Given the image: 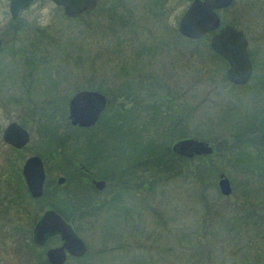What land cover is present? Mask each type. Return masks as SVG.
I'll return each mask as SVG.
<instances>
[{
  "label": "rangeland",
  "instance_id": "374dc122",
  "mask_svg": "<svg viewBox=\"0 0 264 264\" xmlns=\"http://www.w3.org/2000/svg\"><path fill=\"white\" fill-rule=\"evenodd\" d=\"M190 1L164 0L161 6L155 0H125L122 6L131 11L132 18L116 34L105 33L110 31L105 17L102 21L89 15L59 20V25L33 28L23 35V52L35 53L39 63L32 73L20 72L26 67L20 59L25 55L20 53L17 74H11L17 91L29 92L32 100L28 102L35 105L34 121L28 124L31 140L19 155V168L26 156L47 154L56 147V136L48 135L46 127L36 121L38 106L49 96L58 106L57 113L65 114L59 136L69 135L61 153L46 160L49 184L59 175H73L56 185L63 199L91 197L90 185L75 175L72 162L92 153L91 140L102 138L99 142L111 150L113 123L88 131L72 130L67 121L68 100L89 85L102 93L114 91L122 83L129 84L133 74L145 82L155 77L160 85L154 87L157 95L173 98L183 126L177 136L203 139L214 147L235 144L234 134L244 129L252 107L264 103V50L253 48L258 64L251 82L243 88L234 86L225 76L227 65L209 48L210 36L190 40L179 34V17ZM49 7L53 8L49 5L42 11L44 23L50 21V14L55 15ZM219 15L222 24L236 25L252 40L264 36V0H233ZM120 101L127 107L132 104L124 97ZM256 141L253 137L250 147H243L242 141L235 144L245 152L230 157L221 151L214 160L194 158L162 172L137 169L122 177L117 168L114 173L115 168L109 169L106 155L99 154L95 171L108 176L116 173V178L89 200L90 207L100 210L78 215L80 204L88 201L84 198L76 208L68 207L70 222L87 243L88 252L67 264H264V147L259 150ZM209 164L217 172L204 178L198 170ZM220 173L229 178V195L219 191ZM50 190L44 201L30 206L19 201L18 222L29 217V223L41 214L51 200Z\"/></svg>",
  "mask_w": 264,
  "mask_h": 264
},
{
  "label": "flooded vegetation",
  "instance_id": "af4514ba",
  "mask_svg": "<svg viewBox=\"0 0 264 264\" xmlns=\"http://www.w3.org/2000/svg\"><path fill=\"white\" fill-rule=\"evenodd\" d=\"M118 1H120V3H118ZM124 1L125 0H96V5L93 9H91L90 11L84 14H80L77 16H67L65 14L64 6L55 3L53 0H1L0 1V264H52L47 259L46 251L49 248H55L63 244L60 235L57 233L46 235L45 240L41 244L35 241L34 228L40 221L43 212L50 207H46L41 212V214L39 215L37 214L38 218L35 222L33 218V220L28 223L27 220L29 219V217H26L28 218L27 220L26 219L22 220L21 216H20L21 220H19L18 222L19 219L18 202L22 200V204L23 202H25L26 203L25 206L27 207L34 203L32 202L31 199L37 200L44 195L47 183L49 182L48 174L46 172V160H50L51 157H57L55 156V154L58 155L59 153H61V152L49 153V151H47L46 152L47 154L44 153L40 155L36 154L39 155L42 159L45 170V180H44V188H43L44 191L42 196L39 198H33L29 194L26 188L22 176V166L26 158L34 154L26 156L20 168H19V162L21 156L19 155L31 140L30 131L32 130L28 126V124L34 121L33 119L35 117L34 115L35 105H33V103L29 104L28 102L29 100H32V96H30L29 92L25 91V89H22L20 92L17 91L16 84H13V76H11V74H13L12 71H14V73L17 74V70H18L17 65L19 64L18 62H19L20 53H24L25 56L20 59L24 60V63L26 65V67L21 68L20 72H24L25 74L27 72L32 73L36 64L39 63V62L38 63L35 62V59L38 58L37 55H35V53L34 55L32 53V56H30V55H26L25 52H23L26 46L24 43L23 35L28 34L30 30L33 28L34 29L41 27L45 28V27L59 25L57 24L59 20L60 21L80 20L82 16H89V15H91V18L100 17L103 19V17H108L109 15L106 10L107 7H109L114 2H117L119 5L122 6V3ZM49 5L50 6L52 5L53 7V8L51 7L48 8L49 13L53 12L55 13V15L50 14L49 16L50 21L48 23H44L43 20L41 19L43 14L42 11L44 10V8H46ZM102 5H105L106 9L101 13H97L96 12L97 7ZM122 7L124 9H128L126 6H122ZM223 25H220V27H222ZM220 27L216 30L210 31L205 36L197 38L196 40L208 38V36H210L209 37V48H210L212 35L215 32H217L220 29ZM238 29L241 30L240 28ZM244 38L246 41V50L251 62L250 76L244 82L235 83L230 81L226 75V72L229 68V62L210 48L212 54H216L217 57L221 58L227 65V68L225 69V76L227 80L231 84L239 88H243L244 86H247L248 83L251 82L252 78L254 77V73L257 70L256 64L258 63L256 62L253 56V48L257 47V48H262L264 50V36L261 38L258 37V40H252L250 37L245 35ZM37 39H39V37ZM190 40H195V39H190ZM36 42L38 46L39 43L38 41ZM29 51L31 52V49ZM16 79H18L17 75L14 80ZM83 89L99 91L93 88H83ZM104 95L107 98V95L106 94ZM18 96L20 97L19 101H18ZM40 101L42 100L40 99ZM43 102H46V104ZM43 102H41L42 105L38 106L39 115L36 121L39 122L40 124H43L44 126V123H46L49 120V113H50L49 107H50L51 98L47 96V98H44ZM67 121L71 126H73L70 123L68 115H67ZM246 123H249V125H251L250 134L253 137L258 138V136H260L263 139L262 135L264 134V103H260L259 105L252 107L251 112H249V118L246 120ZM17 125L24 128L29 134L28 142H26L20 148L4 139L6 130L10 128V132H9L10 139L17 140L18 138V130L16 128ZM77 127L89 128V127H79V126ZM45 138L47 139L46 136ZM98 155L96 152L93 153L90 152L89 155L85 154L84 159L83 157L79 159L77 158L74 162H72L76 167L75 175L77 174L78 176L80 175L82 177V180L88 183V185H90V188L92 190L91 197L85 195L83 197L84 199H96V193L102 192L104 189H106L107 184L110 183V180L112 179L111 177L113 176L114 178L116 176L115 175L116 173L114 175L113 173H111V175L108 176L106 174L97 173V171H95V167H96L95 163L98 158L97 157ZM104 155H106V153H104ZM105 158L108 157L105 156ZM110 167L114 168V166L111 163H109V169ZM19 174L24 184L22 186L23 189L20 191L18 189ZM60 176L64 177L63 183L67 182V176L59 175L56 177L55 180L50 181L49 186L51 190L48 188V191L50 190L52 191V193H54L57 190L59 194L64 195L63 193L60 192V188L55 186V185L61 186V184L58 183V178ZM99 180H102L104 183L103 188L101 189L96 185V182ZM115 185L116 184H114V186ZM23 193L28 194L31 199L27 197H23ZM83 198L81 196V199ZM29 213L30 212H21L20 214H28L29 216ZM62 217L66 222H68L72 226L76 234L79 235L76 229L74 228V226L71 224L70 219H68L63 215ZM19 231L25 232V234L19 235ZM87 252L82 256L70 255L66 253V259L63 262V264H67L72 259L75 260L81 259L87 254Z\"/></svg>",
  "mask_w": 264,
  "mask_h": 264
},
{
  "label": "trees",
  "instance_id": "16d2710c",
  "mask_svg": "<svg viewBox=\"0 0 264 264\" xmlns=\"http://www.w3.org/2000/svg\"><path fill=\"white\" fill-rule=\"evenodd\" d=\"M155 2L157 5L161 6H164L165 4L164 0L162 2L160 0H155ZM118 3H120V1H118ZM118 3L114 2L109 7H107V9L105 5L98 6L96 9L97 13H101L106 9L107 13L109 14L108 17H105V21L108 22V29L110 30L105 31L106 34L118 33V31L122 30V28L125 26L126 21H130L132 18L130 13L131 11L129 9H124ZM84 17L85 16H82V18ZM99 20L103 21L102 18ZM213 55L217 57L216 54ZM140 78L141 77L139 75L133 74L132 80L129 82V84L122 83L120 87L115 88L114 91L111 89L106 90V92L103 91L108 98L107 106L101 113L97 123L94 126L89 128H78L77 126L73 127L74 125L71 126L69 124L72 130L80 129L88 131L95 129L101 124L105 125L107 123H113L109 129V138L113 140L111 143V150L107 151V149L104 148V145L99 142L103 140L102 138H100L98 141L91 140V143H89L90 147H94L92 153L96 152L97 155H104V153H106V157L110 158L109 163H111L115 168L113 173L116 171V168V172L121 177L127 174L132 175L136 173L137 169L143 172L146 170H156L158 172H162L163 170L171 169L175 165L178 167L181 162H189L191 160L193 161L194 158L202 160H214V158H216L221 151H225V155L228 154L227 156L229 157L233 153L238 154L245 152L242 150L243 148L235 145H239L241 141L243 142V147L251 146L250 144L253 140V136L250 134L251 125L247 123L243 130L234 134L235 144L232 143L231 145H224L223 147L217 146L215 147V153L213 155L194 156L193 158H187L173 152L171 150L172 142L179 138L187 137L177 136L178 131L181 130L183 126H180V116L177 114L175 104L173 105V98H168V94H165L162 97L157 95V90H155L154 87L160 85L159 81L155 77H150L147 82ZM135 81L138 82V85H135ZM89 88H92L91 85H89ZM144 94H146V98H142ZM120 97L130 99L132 102L130 107H127L124 102H117ZM50 107L52 108L49 113V120H46L47 122L44 123V126L47 129L46 132L48 135L50 133L53 138L56 136V147L49 151L50 153H57L59 150H62L69 135H65L63 137L59 136V127L64 123L65 114L64 112L62 114L57 113L56 108L58 106L56 103H53V101L50 102ZM183 133H185V131ZM54 134H57L60 138ZM258 140L259 141H256L255 144L260 150L262 147H264V140L260 136H258ZM252 147L256 149L255 146ZM212 168L213 166L210 165L205 167L204 170L198 171L200 174H203L202 176L204 178L210 177L217 172ZM180 173V169H177L176 175H179ZM121 177L118 180H120ZM71 179L72 176H67V181ZM23 185V180L19 174V191L23 189ZM48 185L49 182L47 183L44 195L40 199L33 200L26 193H23V197L31 199L32 202L39 200L44 201L46 199L45 196L47 195V192H49ZM63 198L64 196L59 194V192L56 190L51 194V200L46 205L47 207L54 208L61 215L71 220L70 215L67 214L68 207L70 205L71 207H75L76 204L80 203V201H83L84 199ZM89 200L90 199H88L84 205L80 204V213H78V215L83 216L101 209V207H90L91 202ZM37 218L38 216L36 214L34 217V222L37 220Z\"/></svg>",
  "mask_w": 264,
  "mask_h": 264
},
{
  "label": "water",
  "instance_id": "95a60500",
  "mask_svg": "<svg viewBox=\"0 0 264 264\" xmlns=\"http://www.w3.org/2000/svg\"><path fill=\"white\" fill-rule=\"evenodd\" d=\"M64 6L67 16L84 14L96 5V0H53ZM233 0H191L179 17L177 29L180 35L197 39L221 25L218 11L229 6ZM210 48L229 62L226 72L227 78L232 82H244L251 72V62L246 50L244 34L233 24L226 23L212 35ZM107 106L106 96L99 91L81 89L76 91L68 102V118L70 123L79 127H91L99 119ZM13 126V125H12ZM15 126V125H14ZM18 138L10 139L8 128L4 139L17 147H22L29 140L28 132L21 126H16ZM264 139V134L262 135ZM171 150L178 155L193 158L194 156H208L215 153L213 143L194 137H183L172 142ZM22 176L29 194L39 198L44 191L45 170L39 155L26 158L22 166ZM64 177L58 178L62 184ZM96 185L103 188V181ZM218 188L222 195H229L232 187L229 178L219 174ZM60 235L63 244L49 248L46 251L47 259L52 264H63L66 253L82 256L88 251L84 240L76 234L72 226L64 220L62 215L54 208L46 209L40 221L34 228L35 241L41 244L48 234Z\"/></svg>",
  "mask_w": 264,
  "mask_h": 264
}]
</instances>
